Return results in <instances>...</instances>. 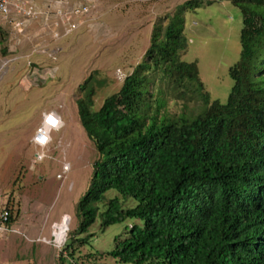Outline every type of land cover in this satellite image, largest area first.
<instances>
[{"label":"trees","instance_id":"obj_1","mask_svg":"<svg viewBox=\"0 0 264 264\" xmlns=\"http://www.w3.org/2000/svg\"><path fill=\"white\" fill-rule=\"evenodd\" d=\"M233 2L243 27L226 102L211 99L198 62L183 58L182 15L198 0L155 26L144 60L100 109L101 82L90 75L81 85L78 112L98 158L76 206L78 231L97 217L102 229L138 219L117 239L120 262L264 264V0ZM110 190L117 195L107 198Z\"/></svg>","mask_w":264,"mask_h":264},{"label":"rangeland","instance_id":"obj_2","mask_svg":"<svg viewBox=\"0 0 264 264\" xmlns=\"http://www.w3.org/2000/svg\"><path fill=\"white\" fill-rule=\"evenodd\" d=\"M64 1L93 5L72 21L77 26L68 34V25L54 16H39L18 29L0 15V211L12 210L18 230L0 238V264H131L112 251L130 226L141 223L138 219L102 229L97 217L87 232L78 231L76 206L98 152L81 123L77 101L81 85L94 75L101 84L95 85L93 109H100L144 60L155 26L166 25L190 0ZM198 1L200 7L182 15L189 41L183 58L198 62L211 99L226 102L234 83L229 69L240 58L243 13L233 0ZM47 2L40 0L42 6ZM179 107L170 101L172 112ZM50 113L62 121L50 131V143L40 146L36 134ZM67 164L70 169L63 172ZM61 224L66 225L62 238L57 235ZM90 234L87 243L78 241Z\"/></svg>","mask_w":264,"mask_h":264},{"label":"built area","instance_id":"obj_3","mask_svg":"<svg viewBox=\"0 0 264 264\" xmlns=\"http://www.w3.org/2000/svg\"><path fill=\"white\" fill-rule=\"evenodd\" d=\"M92 8V4L83 2L69 6V3L64 0H48L44 6L40 4V0H0V15L6 19H10L16 28L23 29L30 20L39 16H45L47 20L54 16L59 18L62 24L66 23L68 25V27L65 26L67 34L74 31L77 26L76 22L72 21L79 16L87 15ZM57 25L60 26L58 21ZM40 130L41 128L38 129L36 135L40 133ZM68 169V165H65L63 172ZM12 214L11 209L7 206L0 211V238L4 237L7 233L18 232L11 221ZM54 232L55 229L52 232V242L56 243Z\"/></svg>","mask_w":264,"mask_h":264},{"label":"bare ground","instance_id":"obj_4","mask_svg":"<svg viewBox=\"0 0 264 264\" xmlns=\"http://www.w3.org/2000/svg\"><path fill=\"white\" fill-rule=\"evenodd\" d=\"M62 121L60 117H58L57 114L55 113H50L46 115L45 121L41 127L40 133L36 135L35 141L37 142L38 145L40 146H45L48 143H50V131L57 127V125ZM68 165V164H67ZM68 168L70 169L69 165ZM65 224H61L59 230H58V237L62 238L63 234L65 232ZM60 243V242H59ZM61 244V243H60ZM59 244V245H60Z\"/></svg>","mask_w":264,"mask_h":264}]
</instances>
